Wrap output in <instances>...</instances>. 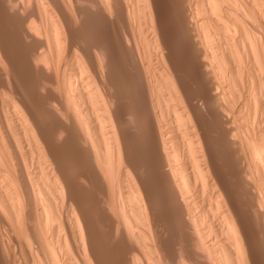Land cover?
Masks as SVG:
<instances>
[{"label": "bare ground", "instance_id": "obj_1", "mask_svg": "<svg viewBox=\"0 0 264 264\" xmlns=\"http://www.w3.org/2000/svg\"><path fill=\"white\" fill-rule=\"evenodd\" d=\"M171 18L198 101L165 56ZM260 255L264 0H0V264Z\"/></svg>", "mask_w": 264, "mask_h": 264}, {"label": "rangeland", "instance_id": "obj_2", "mask_svg": "<svg viewBox=\"0 0 264 264\" xmlns=\"http://www.w3.org/2000/svg\"><path fill=\"white\" fill-rule=\"evenodd\" d=\"M159 1H163V2H166V0H159ZM168 27H169V33H168V35H170L169 36V38H170V40H171V43H170V50L169 51H165L166 53H165V56H166V54L168 55V56H166L167 58L169 57L170 58V60H171V62H173L172 64L173 65H175V67H174V69L175 70H177V68H178V70H177V73H174L175 75L174 76H176V78L178 79V81H183L184 83V85H185V87H186V89L187 90H185V95H189V94H187V92L188 93H191L190 94V96L192 95V97L196 100V101H198V97H197V95H196V93L198 94V92L200 91V89H202L203 87H205L207 84V80H202L201 78H197V77H194V72L195 73H197L198 74V72H197V69L196 68H191V69H193V71H188V66H187V64H186V59H187V54L184 52V49H185V47L183 46V43H182V41L179 39V34H180V32H179V30H180V27H179V25H176V20H174V19H170L169 20V22H168ZM182 32H185L183 29L181 30ZM170 53V54H169ZM172 55V56H171ZM127 61H125V63H126ZM128 62H129V64L128 63H126V65H128V66H130V61L128 60ZM176 62V63H175ZM179 65V66H178ZM115 67V66H114ZM177 67V68H176ZM182 67V68H181ZM192 67V66H191ZM113 68V67H112ZM116 68V67H115ZM181 68V69H180ZM189 69H190V67H189ZM195 69H196V71H195ZM130 70H131V68H130ZM130 72V71H129ZM183 76V77H182ZM192 76V77H191ZM179 77H181L180 79H179ZM184 79V80H183ZM181 81V82H182ZM206 81V82H205ZM201 82V83H200ZM189 86V87H188ZM192 89V90H191ZM194 89V90H193ZM199 89V90H198ZM189 90H190V92H189ZM196 90V91H195ZM192 92H193V94H192ZM195 92V93H194ZM194 95V96H193ZM123 96H125V93L123 94V95H120V96H118V98L120 99V98H122ZM241 116H244V112H242V114L239 116V118L241 117ZM260 116V118H259V126L257 125V129L259 128V127H261L260 125V123H261V115H259ZM211 121H208V123H210ZM213 124V128L214 129H212V130H214V131H211V132H213V133H210V135H208L209 137H208V139H207V141L208 142H206V144L208 145H206L208 148H207V150H209L208 151V153H209V162L215 167V170L217 171V172H220L221 174H225L226 175V173L227 172H232V169L235 167V162H233V160H234V158L231 160L230 158H232L233 156L231 155L232 154V152L230 153V156H228L229 154H227V152H229L230 150L228 149V147L227 146H225L224 144V146L222 145V143L223 142H221V141H223V139H222V133L217 129V126H216V123H212ZM215 126V127H214ZM209 127V126H208ZM216 128V129H215ZM256 128V127H255ZM257 129H256V131H257ZM131 130H133V129H131ZM217 130V131H216ZM218 133V134H217ZM220 135H221V137H220ZM219 138H218V137ZM216 138V141L218 142L219 141V143H220V145H219V143L218 144H216L217 142L215 141V138ZM220 138H221V141H220ZM128 143L130 144V147H139L140 146V143H141V145H142V147H144V149L146 148V145H144L145 143H144V141H142L143 142V144H142V142H139V141H137L136 139H129L128 138ZM144 145V146H143ZM222 145V146H221ZM211 148V149H210ZM218 148V149H217ZM146 150V149H145ZM212 150V151H211ZM225 150V151H224ZM62 151L64 152V153H69V151H70V148L69 147H65V148H63L62 149ZM223 151V152H222ZM225 152H226V155H225ZM223 154V155H222ZM210 156H211V158H210ZM226 156V157H225ZM212 157H213V159H212ZM230 157V158H229ZM226 158H227V160H226ZM224 160V162H223V160ZM229 160H230V162H231V164H230V162H229ZM213 161H214V163H213ZM216 162V163H215ZM226 162V163H225ZM233 162V163H232ZM229 163V164H228ZM217 164V165H216ZM225 164V166H222V165H224ZM228 164V165H227ZM229 165H232V167L230 168L229 167ZM221 166V167H220ZM217 167H220L219 169H217ZM223 167V168H222ZM225 167V168H224ZM229 169H231V170H229ZM222 168V169H221ZM228 169L229 171H227V170H223V169ZM225 173H224V172ZM144 177H145V175H144ZM88 189H90V187H88ZM88 189H81L80 191H84L85 190V192H86V194L84 195V194H82V192L80 193L79 191H77L78 189H76V192L75 193H77V194H79V195H77L76 197L77 198H79V200L77 199V201L78 202H83L84 201V199L83 198H86V196H89V195H91V192L88 190ZM86 190H88V191H86ZM81 194V195H80ZM83 195H84V197H83ZM79 196V197H78ZM80 197H81V199H80ZM83 197V198H82ZM82 200V201H81ZM242 207H244L243 205H242ZM86 215H87V217L88 218H90L91 219V216L90 215H88V213H86ZM90 216V217H89ZM167 236H169V235H167ZM262 256H264V255H260V257H259V259H258V261L260 262V264H264V261H263V257ZM261 257H262V260H261Z\"/></svg>", "mask_w": 264, "mask_h": 264}]
</instances>
